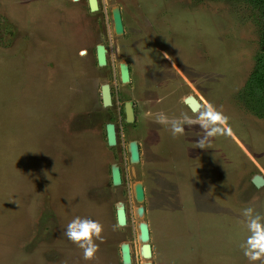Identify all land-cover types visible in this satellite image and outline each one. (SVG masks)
I'll use <instances>...</instances> for the list:
<instances>
[{
    "label": "rangeland",
    "instance_id": "obj_1",
    "mask_svg": "<svg viewBox=\"0 0 264 264\" xmlns=\"http://www.w3.org/2000/svg\"><path fill=\"white\" fill-rule=\"evenodd\" d=\"M99 3L108 64L96 65V95L108 82L125 98L96 114L88 111L93 99L84 85L96 71L78 56L89 44L95 55L97 12L74 0H0V264H123V242L131 245V264H144L141 220L149 223L154 264H261L241 245L250 235L243 209L264 217V186L251 181L264 175V100L246 90L264 57L263 9L249 0ZM115 4L122 35L110 15ZM124 60L132 68L127 83L120 79ZM78 80L84 94L73 86ZM188 93L200 99L197 111L183 102ZM126 100L136 104L131 122L121 110ZM208 104L228 120L226 131L200 148L205 130L197 117ZM185 114L192 122L174 136L171 122ZM110 121L118 127L114 146L107 144ZM133 139L137 163L129 158ZM113 163L123 172L114 187ZM138 180L145 186L142 217ZM118 202L126 206V225L117 221ZM72 209L102 225L90 260L64 235Z\"/></svg>",
    "mask_w": 264,
    "mask_h": 264
},
{
    "label": "water",
    "instance_id": "obj_2",
    "mask_svg": "<svg viewBox=\"0 0 264 264\" xmlns=\"http://www.w3.org/2000/svg\"><path fill=\"white\" fill-rule=\"evenodd\" d=\"M89 5L91 11H96L99 8L98 0H89ZM112 17H113V28L114 32L117 35H122L124 33V24L122 13L119 6H114L112 8ZM85 51L83 50L82 53ZM107 52L108 49L105 44L98 43L97 44V60L100 66H105L108 63L107 60ZM120 69V79L122 82L127 83L131 79L129 65L126 61H122L119 64ZM102 91V101L103 106L107 107L112 104V94H111V86L108 82H105L101 86ZM185 102L194 110L200 109L202 103L200 100L192 93L188 96L184 97ZM125 113L127 121H134L135 114L133 111V105L131 101H127L125 103ZM106 135H107V143L110 146H114L117 144L118 135L116 124L112 121L106 124ZM129 150V158L132 163H137L140 161V146L136 139L130 140L128 144ZM111 175L112 182L115 186L122 184V172L120 169V165L118 163H113L111 166ZM252 183L256 187L264 186V175L261 173H256L251 178ZM135 199L140 202L136 211L140 217L145 214V207L142 202L145 200V186L144 183L140 180L136 181L133 185ZM116 216L117 221L120 225H126L128 219V213L126 206L123 202H118L116 206ZM139 229V239L142 241L141 245V254L145 258L144 264H154L152 257V245L149 242L150 240V227L149 223L146 220H141L138 224ZM121 255L123 264H131L132 262V253H131V245L129 242H123L121 244Z\"/></svg>",
    "mask_w": 264,
    "mask_h": 264
},
{
    "label": "clouds",
    "instance_id": "obj_3",
    "mask_svg": "<svg viewBox=\"0 0 264 264\" xmlns=\"http://www.w3.org/2000/svg\"><path fill=\"white\" fill-rule=\"evenodd\" d=\"M162 123L167 122V117H159ZM197 120L200 127L203 128L204 136L198 141V147L204 148L208 137L222 134L226 130L221 127L228 120V117L218 110L214 105L208 104L202 112L199 113ZM192 120L186 114L183 121L174 120L171 122V132L175 136L183 134L184 123H191ZM243 215L247 218V229L250 235L242 243L244 255L250 262L261 261L264 264V217L259 213H254V209L247 207L243 209ZM102 225L99 221L89 217H74L66 226L64 235L83 249V258L90 260L98 250V244L95 240L102 239L100 233Z\"/></svg>",
    "mask_w": 264,
    "mask_h": 264
},
{
    "label": "flooded vegetation",
    "instance_id": "obj_4",
    "mask_svg": "<svg viewBox=\"0 0 264 264\" xmlns=\"http://www.w3.org/2000/svg\"><path fill=\"white\" fill-rule=\"evenodd\" d=\"M74 1H78L79 3H81L82 5H83V3L84 4H86V3H88V7H89V10H91L90 9V5H89V0H74ZM98 1H100V0H98ZM100 3H99V8L96 10V12H97V15H96V17H95V23H96V25H95V28H93L94 30H93V32H91L92 34H90V37L92 38V40H94V41H91V43L92 42H97L96 44H95V55H94V53L91 51V45L89 44V46H87V45H84L83 47H80V49H79V52L81 51V54H80V56H78L81 60H84V61H87L88 63H89V65L87 66V68L88 69H91V70H94V71H96V73H93L92 71V74H88L87 76H88V78H93V81H88V83L85 81V83H84V85H86V86H91V89H90V98L91 99H93V101H92V103H91V105H90V109L88 110L90 113H96V114H101V113H103L104 111H107V110H109V109H113V107H114V105L116 104V100H118V102H119V98H125L124 97V95L121 97L120 96V94L118 93V92H115L114 91V87H112V85L110 84V86H111V94H112V104L111 105H109V106H107V107H104L103 106V101H102V91H101V86H102V83L100 82L99 84H100V97H98L96 94H97V91H98V88H96L95 87V85H98L97 84V82L101 79V77H102V74H101V70L99 69V70H96V65L97 66H99L100 67V65L98 64V60H97V44L98 43H102V42H100L101 40H100V38H101V35L103 34V31H104V29L105 28H103L102 26H103V22H102V19L100 18V14H101V11H100ZM115 6H119L120 7V10H121V13H123L122 12V9H121V6L118 4H115ZM114 6H111L110 7V15H111V17H112V8H113ZM99 11V12H98ZM103 12V11H102ZM122 18H123V15H122ZM112 19H113V17H112ZM78 26H76V27H81V23L83 22V20H78ZM76 30V28L74 27V28H72V30ZM104 44V43H103ZM117 48L119 49V45L117 44ZM108 49V48H107ZM162 49H164V48H162ZM85 51L84 53H82V51ZM119 52V51H118ZM172 53V52H171ZM171 56L173 57V55L171 54ZM175 56V55H174ZM169 59H170V61H172V58L171 57H169ZM173 59H174V57H173ZM107 60H108V52H107ZM124 61H126V60H124ZM127 62V61H126ZM173 62V61H172ZM128 63V62H127ZM52 64V63H51ZM108 64V63H107ZM106 64V65H107ZM120 64V63H119ZM105 65V66H106ZM128 65H129V63H128ZM104 66V67H105ZM93 67V68H92ZM102 67V66H101ZM129 69H130V75H131V73H132V68H131V66L129 65ZM97 76V77H96ZM78 77V76H77ZM131 77V76H130ZM96 78V79H95ZM73 79V78H72ZM76 79V78H75ZM66 79L64 80V82L66 83ZM130 81H131V79H130ZM169 82V80L167 79V83ZM79 85H80V80H78L77 82L75 81V83H74V88H75V90H78L81 94H84L85 92H86V90H84V89H81V88H79ZM75 95V94H74ZM77 95V94H76ZM121 95H122V93H121ZM189 95V93L186 95V96H188ZM164 96V95H163ZM186 96H184V97H186ZM196 96V95H195ZM184 97L182 96L181 98H182V100H183V102L191 109V110H193L186 102H185V100H184ZM197 97V96H196ZM76 98V100H75V103H77V104H82L83 105V101H79V100H77V98L78 97H75ZM198 98V97H197ZM199 99V98H198ZM200 100V99H199ZM127 101H131L132 102V105H133V111H134V114H135V112H136V104L132 101V100H126L124 103H123V107L121 108V110L122 109H124V111H125V103L127 102ZM201 102V101H200ZM81 106V105H80ZM86 106V105H85ZM123 111V110H122ZM194 111V110H193ZM197 111V110H196ZM125 116H126V113H125ZM135 117H136V114H135ZM107 124V123H106ZM106 124H105V131H106ZM116 124V123H115ZM116 129H117V131H118V127H117V125H116ZM83 130H85V128L83 127ZM77 133H79V132H77ZM82 134L84 133L85 134V131H83V132H81ZM117 135H118V132H117ZM106 137H107V135H106ZM117 143H118V141H117ZM108 144V143H107ZM117 145V144H116ZM94 161L95 160H93L92 159V156H91V158H90V162L92 163H94ZM94 166L95 165H93V168H94ZM112 166V165H111ZM92 168V169H93ZM120 169H121V166H120ZM121 172H122V169H121ZM110 175H111V168H110ZM122 178H123V172H122ZM54 182V181H53ZM122 183H123V180H122ZM59 184V183H58ZM55 185H56V181H55ZM95 185H97V184H95ZM110 185H113V187L115 186L114 184H113V182H112V175H111V183H110ZM59 186H61L62 187V190L65 192L67 189H66V187H64V185H60L59 184ZM73 191H74V189H73ZM72 191V192H73ZM66 204V203H65ZM69 208H70V206H68V204H66L64 207H63V209H65L66 211L68 210L69 211ZM116 210V209H115ZM72 213H75V211H77V210H75V209H72ZM78 213L76 212L75 213V216L77 215ZM69 218H70V215H69Z\"/></svg>",
    "mask_w": 264,
    "mask_h": 264
},
{
    "label": "trees",
    "instance_id": "obj_5",
    "mask_svg": "<svg viewBox=\"0 0 264 264\" xmlns=\"http://www.w3.org/2000/svg\"><path fill=\"white\" fill-rule=\"evenodd\" d=\"M264 11V0H249ZM246 90L250 95L260 94L264 100V57H260L254 71L246 83Z\"/></svg>",
    "mask_w": 264,
    "mask_h": 264
}]
</instances>
